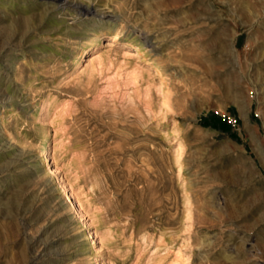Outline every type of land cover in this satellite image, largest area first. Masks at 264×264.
<instances>
[{"label": "rangeland", "instance_id": "374dc122", "mask_svg": "<svg viewBox=\"0 0 264 264\" xmlns=\"http://www.w3.org/2000/svg\"><path fill=\"white\" fill-rule=\"evenodd\" d=\"M175 259L264 264V0H0V264Z\"/></svg>", "mask_w": 264, "mask_h": 264}, {"label": "bare ground", "instance_id": "6f19581e", "mask_svg": "<svg viewBox=\"0 0 264 264\" xmlns=\"http://www.w3.org/2000/svg\"><path fill=\"white\" fill-rule=\"evenodd\" d=\"M76 6H77V5H76ZM84 9H86V8H84ZM87 9H88V8H87ZM87 9H86V10H87ZM89 9H90V8H89ZM108 18H110V17H108ZM107 21H109V19H108ZM110 23H112V22L110 21ZM111 37L114 39V38L116 37V33H113V34L111 35ZM113 39H112V40H113ZM109 43H110V45L112 44L111 42H109ZM135 49L138 51V53H140V54H145L144 49L141 48V46L136 45V46H135ZM84 51H85V49H84L81 53L83 54ZM152 61H153L154 64H157V63H158V62H156L155 60H152ZM160 73H162L161 70H159L156 74L159 75ZM46 138H47V135L45 136V139H46ZM40 157H41V159H42L43 161L49 163L50 160H49L47 154L45 153V148H44V147H42V149H41V155H40ZM58 171H59V170H58V167H57L56 165H51V166H50V172H51L52 175L57 174ZM55 176L58 177V175H55ZM60 185H61V187L63 188L64 192H65L66 195H67V198H65V202H70L69 207H71V208L74 209L75 213L77 214V218H78L79 220H81V226H80V229H81V230H87V232L89 233V236H87V237L85 238V241H88L90 238H93V237H94V234H92V231H90L89 229H87L88 226H89V224L87 223V220H86L85 214H84L83 210L80 208L79 204L77 203V200H76L75 195H74L71 191H69V188H68L67 184H65V182H64L63 180H60ZM188 206L190 207L191 204L188 203ZM92 245H93V247H95V252H96V253H95V255L93 256V257L95 258V257H97V256L99 255L98 253L101 252L102 249H101V247H100L99 245H97V242H96L95 239H92ZM175 256H176V255H175ZM174 261H175V263L179 264V260H178V259H175Z\"/></svg>", "mask_w": 264, "mask_h": 264}]
</instances>
